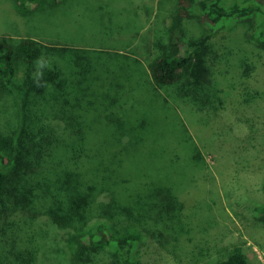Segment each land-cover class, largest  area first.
I'll list each match as a JSON object with an SVG mask.
<instances>
[{"label":"trees","instance_id":"16d2710c","mask_svg":"<svg viewBox=\"0 0 264 264\" xmlns=\"http://www.w3.org/2000/svg\"><path fill=\"white\" fill-rule=\"evenodd\" d=\"M45 2L18 0V6L26 14ZM197 5L202 7L201 22L212 31L199 38L185 39L182 33L172 36L171 49L168 46L149 64L154 84L172 86L184 78L200 82L204 75H211L213 66L230 48V31L247 22L253 51L243 62L230 101L244 106L262 98L264 94L253 84L264 61V0H177L172 14L179 32L183 18L193 16ZM86 54L84 48L32 37L17 41L0 38V104L5 97L11 99L0 107V206L9 212L0 214L8 225L0 221V233L17 231L18 219L10 221L9 216L23 220L24 210L32 217L45 215L70 231L71 241L79 247L76 264H101L97 253L107 248L115 254L116 263L112 264H140L134 249L144 232L164 246L177 264H198L201 258L196 259L197 255L205 257L198 245L207 240L205 222L213 223L212 218L205 222L197 218L207 198L205 190L201 193L198 183V191L192 187L179 191L180 180L185 179L179 177L182 169L178 177L171 178L170 166L160 167L158 160L139 165L142 153L149 150L144 149L146 136L138 135L137 127L133 130L126 125L121 107L118 114L110 106L103 107L106 123L115 128L108 127L114 135L111 151L104 149L102 139L89 134L96 121H88L84 111L93 110L103 93L85 85L82 74L88 70L69 72L74 61L85 64ZM42 55L50 65L43 70L48 86L36 88L34 61ZM70 75H78V79ZM72 81L76 87L71 86ZM192 163L197 164L195 159ZM152 168L155 171H150ZM143 171L147 174L144 182L140 177ZM255 211L264 221V204L257 205ZM193 230L204 235L197 239L199 252L187 254L184 251L193 239ZM211 243L203 247L218 253L216 264H250L244 248Z\"/></svg>","mask_w":264,"mask_h":264},{"label":"rangeland","instance_id":"374dc122","mask_svg":"<svg viewBox=\"0 0 264 264\" xmlns=\"http://www.w3.org/2000/svg\"><path fill=\"white\" fill-rule=\"evenodd\" d=\"M176 1L46 0L43 6L23 14L18 0H0V38L17 41L26 36L87 49L85 64L74 61L69 72L88 70L82 74L85 85L103 93L93 110L84 111L88 121H96L89 134L102 139L104 149L111 151L114 135L108 127H114L106 123L103 107L110 106L117 114L121 107L126 125L133 130L137 127L138 135L146 136L144 149L149 150L142 153L139 165L158 160L160 167L170 166L171 178L178 177L182 169L179 177L185 179L180 180L179 191L189 187L198 191V183L202 185L199 191L204 194L205 190L207 198L197 218L204 222L212 218L213 223L205 222V228L213 233L207 230V240L198 244L205 257L199 253L196 259L201 260L196 262L216 264L218 253L203 247L211 241L217 246L238 245L250 264H264V221L255 211L257 205L264 204V95L244 106L230 101L243 62L252 55L251 27L241 22L230 31V48L213 66L211 75H204L200 82L184 78L172 86L155 85L149 64L158 53L171 49L172 36L183 34L191 39L212 31L201 22L202 7L197 5L193 16L183 18L179 32L172 14ZM70 76L78 79V75ZM72 85L76 87L73 81ZM253 85L264 94V61ZM8 102L11 99L5 97L0 107ZM194 159L197 164L192 163ZM140 177L147 180L144 171ZM1 207L0 214L9 213ZM23 211V220L9 216L10 221L18 219L17 231L0 233V264H25L30 258V264L78 262L79 247L71 241L69 230L45 215L32 217ZM0 221L8 226L4 218ZM202 235L193 230L184 253H198L197 239ZM134 250L140 264H177L164 246L145 232ZM96 260L116 263L113 249L100 250Z\"/></svg>","mask_w":264,"mask_h":264},{"label":"clouds","instance_id":"9594fccd","mask_svg":"<svg viewBox=\"0 0 264 264\" xmlns=\"http://www.w3.org/2000/svg\"><path fill=\"white\" fill-rule=\"evenodd\" d=\"M34 65L36 68V71L33 75V81H34L35 87L36 88H46L48 85H47V82L43 79V75H44L43 70L45 68L50 67L49 61L46 60L42 55L41 57L37 58L36 61H34Z\"/></svg>","mask_w":264,"mask_h":264}]
</instances>
